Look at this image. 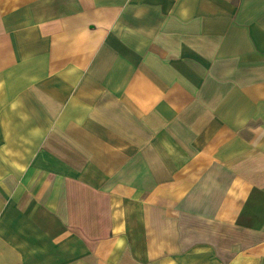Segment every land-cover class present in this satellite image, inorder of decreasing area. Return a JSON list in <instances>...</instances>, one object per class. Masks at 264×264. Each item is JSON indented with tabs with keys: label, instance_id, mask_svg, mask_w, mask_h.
<instances>
[{
	"label": "crops",
	"instance_id": "0c3cea01",
	"mask_svg": "<svg viewBox=\"0 0 264 264\" xmlns=\"http://www.w3.org/2000/svg\"><path fill=\"white\" fill-rule=\"evenodd\" d=\"M0 264H264V0H0Z\"/></svg>",
	"mask_w": 264,
	"mask_h": 264
}]
</instances>
